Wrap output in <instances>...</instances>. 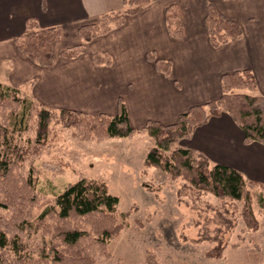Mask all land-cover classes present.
Wrapping results in <instances>:
<instances>
[{"label":"trees","instance_id":"obj_1","mask_svg":"<svg viewBox=\"0 0 264 264\" xmlns=\"http://www.w3.org/2000/svg\"><path fill=\"white\" fill-rule=\"evenodd\" d=\"M149 2L124 0L122 10L104 12L97 22L83 24L79 28L81 42L66 48L64 56H77L86 49V42L110 32L124 22L126 15L140 11ZM166 21L170 34L182 37L183 23L176 5L167 8ZM205 21L213 46L243 34L241 25L221 14L212 3L208 4ZM61 33L60 26H41L31 18L16 44L34 62L50 66L56 58ZM148 57L159 71L171 74V60L157 57L154 52ZM112 60L108 52L94 54L98 64L109 65ZM222 90L218 100L193 105L175 122L153 119L136 128L123 98L118 101L116 114L56 110L25 89L0 82V264H98L100 257L111 255L109 242L131 223L130 211L120 209V197L110 191L102 177L82 176L69 181L53 191V199L41 202L39 178L32 162L54 146L59 138L56 125L72 128L83 140L146 134L154 141L144 158L146 167H156L173 179H185L196 197L212 193L223 203L244 200L245 223L258 229L249 189L259 186L264 190V183L248 179L235 167L212 162L200 150L181 144L198 125L221 112L231 115L240 125L247 143H264V95L256 93L254 73L248 68L224 73ZM257 198L264 208V191ZM146 220L135 219L140 227ZM207 256L221 257L222 247L217 252L209 250ZM145 263L158 261L149 252Z\"/></svg>","mask_w":264,"mask_h":264},{"label":"crops","instance_id":"obj_2","mask_svg":"<svg viewBox=\"0 0 264 264\" xmlns=\"http://www.w3.org/2000/svg\"><path fill=\"white\" fill-rule=\"evenodd\" d=\"M209 3L241 25V37L211 44L205 21ZM171 4L180 11L182 37L168 29ZM124 6V0H0V82L21 87L56 110L116 114L123 98L136 128L153 119L175 122L193 105L218 100L226 72L250 69L256 93L264 95V0H150L110 32L86 42L77 56H64L66 48L81 42L83 24ZM31 18L41 26L61 28L50 66L34 62L17 47L16 39ZM102 51L112 55L111 64L94 61V54ZM150 52L171 60V74L156 68ZM181 144L264 183V143H247L240 125L226 112L210 116Z\"/></svg>","mask_w":264,"mask_h":264},{"label":"rangeland","instance_id":"obj_3","mask_svg":"<svg viewBox=\"0 0 264 264\" xmlns=\"http://www.w3.org/2000/svg\"><path fill=\"white\" fill-rule=\"evenodd\" d=\"M55 129L54 146L32 162L41 202L53 199V191L69 181L96 176L120 197V209L130 211V225L109 242L111 255L98 264H146L149 252L158 264H264V208L257 198L264 190L259 186L249 189L259 224L251 229L242 214L244 200L223 203L212 193L196 197L185 179L146 167L145 155L154 144L146 134L83 140L72 128ZM137 218L147 219L144 227ZM221 247V257L207 256Z\"/></svg>","mask_w":264,"mask_h":264}]
</instances>
